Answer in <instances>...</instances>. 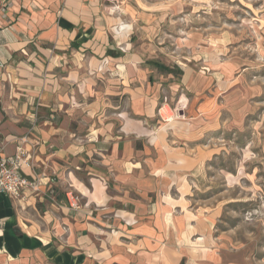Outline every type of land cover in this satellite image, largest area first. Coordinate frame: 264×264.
Here are the masks:
<instances>
[{"label":"crops","instance_id":"crops-1","mask_svg":"<svg viewBox=\"0 0 264 264\" xmlns=\"http://www.w3.org/2000/svg\"><path fill=\"white\" fill-rule=\"evenodd\" d=\"M120 20L107 0H0V159L27 138L40 184L0 196V264H200L191 244L215 237L218 210L188 201L214 113L152 83Z\"/></svg>","mask_w":264,"mask_h":264},{"label":"rangeland","instance_id":"rangeland-1","mask_svg":"<svg viewBox=\"0 0 264 264\" xmlns=\"http://www.w3.org/2000/svg\"><path fill=\"white\" fill-rule=\"evenodd\" d=\"M107 2L150 81L214 113L218 153L188 199L204 215L218 210L214 239L191 244L198 262L264 264V0Z\"/></svg>","mask_w":264,"mask_h":264},{"label":"built area","instance_id":"built-area-1","mask_svg":"<svg viewBox=\"0 0 264 264\" xmlns=\"http://www.w3.org/2000/svg\"><path fill=\"white\" fill-rule=\"evenodd\" d=\"M25 143H29L27 138L22 139V145L16 155L0 159V196L8 195L14 200H19L26 191L32 193L39 191V181H30L23 175L24 170L34 166L32 153L24 149ZM73 199L78 203V198Z\"/></svg>","mask_w":264,"mask_h":264}]
</instances>
